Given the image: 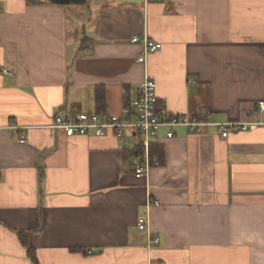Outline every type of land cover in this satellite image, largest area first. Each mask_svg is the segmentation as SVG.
I'll list each match as a JSON object with an SVG mask.
<instances>
[{"label":"crops","instance_id":"obj_1","mask_svg":"<svg viewBox=\"0 0 264 264\" xmlns=\"http://www.w3.org/2000/svg\"><path fill=\"white\" fill-rule=\"evenodd\" d=\"M0 5V264H34L19 233L39 264H264V127L217 126L263 118L264 0ZM145 35L162 44L147 65ZM146 76L210 125L161 128L145 177L113 133L51 129L63 108L121 115Z\"/></svg>","mask_w":264,"mask_h":264},{"label":"built area","instance_id":"obj_2","mask_svg":"<svg viewBox=\"0 0 264 264\" xmlns=\"http://www.w3.org/2000/svg\"><path fill=\"white\" fill-rule=\"evenodd\" d=\"M1 9L0 5V11ZM132 42L143 45V52L137 60L143 65H147L148 58L162 49L161 43L152 41L147 35L143 38L136 37ZM4 73L11 74L9 71H4ZM259 109L263 118L258 122L217 124L221 136L227 138L229 132L235 128L248 131L254 127H264V102L259 103ZM206 125L210 124L203 121L200 115L172 116L166 104L161 102L157 95V84L149 76H146L138 88L137 97L125 107L121 115L85 113L63 108L57 113L50 127L56 132H62L68 138L88 135L103 137L108 133H113L127 148H135L139 145L141 154L139 163L135 167V174L137 178H143L153 167L160 165L158 158H152L150 145L152 138L158 134L161 128H169L166 138L172 139L175 136L174 128L184 127L190 131H196ZM8 129L19 130L21 132L20 142L27 141V128L10 127ZM153 205L158 206L160 203L155 201ZM138 229L150 234L148 220L140 218ZM155 241L158 242L159 239H155Z\"/></svg>","mask_w":264,"mask_h":264},{"label":"trees","instance_id":"obj_3","mask_svg":"<svg viewBox=\"0 0 264 264\" xmlns=\"http://www.w3.org/2000/svg\"><path fill=\"white\" fill-rule=\"evenodd\" d=\"M88 1L89 0H26V3L28 5H40L43 3H49L52 5L68 6V5H85L88 3ZM100 99H101V97L98 95V97H97L98 102ZM130 151L133 152L134 154H137L138 156H140V154H141V150H140L139 145ZM150 153H151L152 158H158L159 162L163 164V161L165 158V151L161 145H158L156 143H152L150 145ZM19 238L22 241V243L24 244V246L27 248L29 257L34 262V264H39L38 259H37L36 254H35V251L30 246V244L28 242L27 234L19 233ZM76 250H80L84 254H88V252L86 250H82V249H76Z\"/></svg>","mask_w":264,"mask_h":264}]
</instances>
